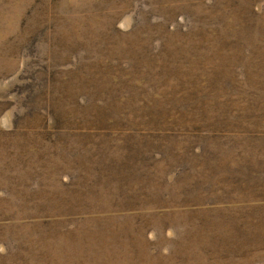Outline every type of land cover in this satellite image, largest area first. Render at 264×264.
<instances>
[{"label":"rangeland","instance_id":"rangeland-1","mask_svg":"<svg viewBox=\"0 0 264 264\" xmlns=\"http://www.w3.org/2000/svg\"><path fill=\"white\" fill-rule=\"evenodd\" d=\"M0 264H264V0H0Z\"/></svg>","mask_w":264,"mask_h":264},{"label":"trees","instance_id":"trees-1","mask_svg":"<svg viewBox=\"0 0 264 264\" xmlns=\"http://www.w3.org/2000/svg\"><path fill=\"white\" fill-rule=\"evenodd\" d=\"M253 9H254V7H253Z\"/></svg>","mask_w":264,"mask_h":264}]
</instances>
